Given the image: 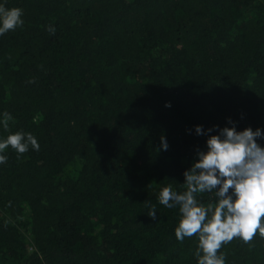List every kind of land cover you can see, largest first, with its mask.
<instances>
[{
    "label": "trees",
    "instance_id": "1",
    "mask_svg": "<svg viewBox=\"0 0 264 264\" xmlns=\"http://www.w3.org/2000/svg\"><path fill=\"white\" fill-rule=\"evenodd\" d=\"M0 4L24 13L0 36V139L40 144L19 158L9 146L0 164V264H198V237L176 239L179 206L159 192L186 191L184 171L229 119L264 132V0ZM220 253L264 264V238Z\"/></svg>",
    "mask_w": 264,
    "mask_h": 264
},
{
    "label": "clouds",
    "instance_id": "2",
    "mask_svg": "<svg viewBox=\"0 0 264 264\" xmlns=\"http://www.w3.org/2000/svg\"><path fill=\"white\" fill-rule=\"evenodd\" d=\"M23 15L19 7L9 9L0 4V36L22 27ZM47 31L54 35L56 29L49 25ZM34 82L35 79L28 81ZM10 121L13 117L5 111L2 120L5 131ZM228 122L232 126L209 135L207 150L198 149V159L184 171L186 191L177 192L167 185L159 192L161 205L166 208L179 206L181 218L175 229L176 239L183 242L186 237H198L195 252L198 264H225V255L218 254L219 250L235 238L245 243L251 242L257 233L264 238V147L257 142L264 139V132L251 127L237 131L231 119ZM195 131L198 135L204 134L200 125ZM9 146L18 158L30 147L40 150L33 134L17 131L0 139V164L7 163L4 153ZM161 148L165 151L168 148L163 136ZM203 193H214L216 202L207 205L198 202V194ZM147 215L154 221L157 219L155 205L149 208Z\"/></svg>",
    "mask_w": 264,
    "mask_h": 264
}]
</instances>
